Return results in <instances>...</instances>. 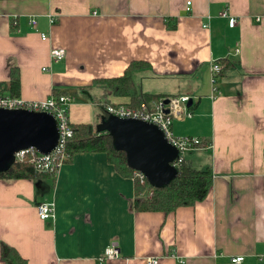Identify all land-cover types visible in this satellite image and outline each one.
Masks as SVG:
<instances>
[{
    "label": "crops",
    "instance_id": "1",
    "mask_svg": "<svg viewBox=\"0 0 264 264\" xmlns=\"http://www.w3.org/2000/svg\"><path fill=\"white\" fill-rule=\"evenodd\" d=\"M59 47L65 58L52 63ZM132 60L149 63L134 73L143 92L192 97L191 117L172 130L210 144L188 159L211 168L206 198L170 213L136 210L134 178L104 152H78L54 175L0 179V244L27 264H264V0H0L5 94L17 69L18 96L66 91L70 122L95 125L93 79L121 75ZM212 62L222 66L214 93ZM104 99L130 103L110 91ZM40 201L54 203V218H38ZM111 243L120 256L100 261Z\"/></svg>",
    "mask_w": 264,
    "mask_h": 264
},
{
    "label": "trees",
    "instance_id": "2",
    "mask_svg": "<svg viewBox=\"0 0 264 264\" xmlns=\"http://www.w3.org/2000/svg\"><path fill=\"white\" fill-rule=\"evenodd\" d=\"M169 28H175L173 22L167 24ZM149 67V63L142 60H132L124 69L123 73L113 77H96L93 79V86L100 91V102L104 107L108 103L104 98L108 91L116 96H128L129 106L138 107L141 103L150 104L153 100L172 95L161 93L143 92L134 80V73L143 68ZM4 89L10 96H18L19 74L17 69L10 70L8 82L3 84ZM0 92L4 90L0 88ZM55 95L65 94L66 91H53ZM5 94V93H4ZM176 95V94H175ZM192 105H190L191 107ZM104 114H96L95 125L88 123H71L73 131L68 139L65 152L69 160L74 153L78 152H104L108 161L113 164L117 172L125 177H133L135 181L136 198L134 207L139 211H161L170 213L181 206L194 205L202 201L208 195L212 185V171L210 167L195 168L188 161L184 160L177 168V175L168 184L162 187H153L148 181L140 183L134 177L135 170L131 169L126 161L123 151L116 150L112 144L111 137L107 132H97L95 126L101 121ZM106 116V115H105ZM202 142L204 140L201 139ZM66 160V161H67ZM39 175L34 167L27 161L15 162L10 168L0 171V179L14 180L21 178H32ZM151 190V195L147 194ZM0 257L5 264H27V260L19 255L17 250L5 243L0 244Z\"/></svg>",
    "mask_w": 264,
    "mask_h": 264
},
{
    "label": "built area",
    "instance_id": "3",
    "mask_svg": "<svg viewBox=\"0 0 264 264\" xmlns=\"http://www.w3.org/2000/svg\"><path fill=\"white\" fill-rule=\"evenodd\" d=\"M189 4L190 2L188 1L187 5ZM220 15L228 16L226 11H222ZM49 22L53 24L55 20L50 18ZM228 22L230 26H233L236 23V19L229 17ZM29 24L32 29H37V20L34 17L29 19ZM39 35L42 39L47 38V34L44 32H39ZM65 54L66 52L63 48H52L50 50V61L52 63L59 62L65 58ZM43 69L45 70V67ZM221 70L222 66L219 62H212L210 64L213 93L215 92V85ZM189 102H192V97L186 94H178L153 100L150 104L141 103L138 107L105 104L104 109L107 115H114L121 118L140 119L156 125L163 132L168 142L178 150L177 158L171 163L174 167L178 168L180 163L185 160L186 153H190L195 149L210 146V144L202 142L198 137L176 136L173 133L172 124L174 120H183L184 118L191 117L192 113L188 105ZM69 104L70 97L65 94H52L43 100H27L20 96H10L8 94L0 93V108L51 112L57 121L59 131L58 143L53 151L44 154L34 147L23 149L14 154L15 162H21L27 159V161L34 167L37 174H56L58 168L68 159V154L65 152V146L68 139L73 134L68 116ZM134 177H136L140 183L147 181L145 176L139 171L134 172ZM150 195L151 190L148 192L147 196L149 197ZM35 208L37 216L41 220L55 217V206L53 202L40 201L36 204ZM120 254L118 246L111 243L104 248L100 261L116 259ZM262 256H264V245ZM242 260L243 256L241 255L235 256L231 259L233 263H240ZM159 261L160 258L157 256H147L144 258V264H159ZM180 261L183 262L182 260Z\"/></svg>",
    "mask_w": 264,
    "mask_h": 264
},
{
    "label": "water",
    "instance_id": "4",
    "mask_svg": "<svg viewBox=\"0 0 264 264\" xmlns=\"http://www.w3.org/2000/svg\"><path fill=\"white\" fill-rule=\"evenodd\" d=\"M95 129L107 132L114 148L125 153L128 166L141 172L153 187H162L176 177L177 168L171 163L178 150L156 125L103 115ZM58 134L51 112L0 108V171L14 164V154L20 150L34 147L44 154L53 151Z\"/></svg>",
    "mask_w": 264,
    "mask_h": 264
},
{
    "label": "rangeland",
    "instance_id": "5",
    "mask_svg": "<svg viewBox=\"0 0 264 264\" xmlns=\"http://www.w3.org/2000/svg\"><path fill=\"white\" fill-rule=\"evenodd\" d=\"M72 101H73V98H72V96H70V102H72ZM96 109H97V111H98L99 113H102V114H104V115H107V113H106L104 107H103L101 104H100V105H97V106H96ZM107 116H108V115H107ZM198 151H199V150L195 149V150L191 151L190 153H186V154H185V160L188 161V159L191 157V155L197 153ZM201 168H205V167H201ZM198 169H200V168H198Z\"/></svg>",
    "mask_w": 264,
    "mask_h": 264
},
{
    "label": "bare ground",
    "instance_id": "6",
    "mask_svg": "<svg viewBox=\"0 0 264 264\" xmlns=\"http://www.w3.org/2000/svg\"><path fill=\"white\" fill-rule=\"evenodd\" d=\"M15 163V162H14ZM136 171V170H135Z\"/></svg>",
    "mask_w": 264,
    "mask_h": 264
}]
</instances>
